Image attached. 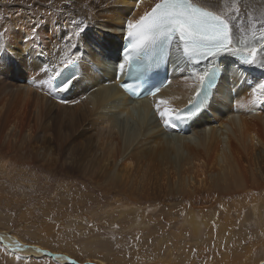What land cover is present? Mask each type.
I'll return each mask as SVG.
<instances>
[{
  "label": "bare ground",
  "instance_id": "1",
  "mask_svg": "<svg viewBox=\"0 0 264 264\" xmlns=\"http://www.w3.org/2000/svg\"><path fill=\"white\" fill-rule=\"evenodd\" d=\"M158 2L144 0L137 9L135 0H19L7 13L13 4L8 7L9 2L0 0V37L14 51L22 41L28 43L25 34L30 36L35 27L39 45L30 46L35 53L29 55L27 69L0 74V166L8 161L22 167V175L32 171L48 180L64 177L66 183L80 178L96 185L109 201L115 197L139 204L161 202L168 213H186L183 223L195 241L208 225L204 212L216 210L217 205L224 210L223 201L233 203L264 193V103L250 91L259 70L223 56L229 63L217 61L215 70L217 74L219 66H226L224 85L216 86L204 110L193 119L165 129L157 104L165 101L160 108L172 112L186 108L196 90L191 74L204 65L187 64L173 49L171 83L158 96L143 100L131 99L120 88L125 72L118 77L125 21L138 19ZM213 2L232 17L233 43L248 54L246 44L236 42L241 37L252 40V25L258 29L264 16V0H228L231 8L224 0ZM81 21L87 26L83 38L74 35ZM260 35L254 41L257 58ZM66 46L79 61L78 81L70 91L58 93L51 85L73 71L61 64ZM83 202L93 204L85 196ZM239 208L229 205L225 216L234 222L230 213ZM21 238L0 230V246L25 262L42 257L60 264H111L98 259L83 262L71 253H56ZM166 255L175 258L172 251ZM223 256L222 261L206 259V264H264V259L252 262L249 255L246 261L228 253Z\"/></svg>",
  "mask_w": 264,
  "mask_h": 264
},
{
  "label": "rangeland",
  "instance_id": "2",
  "mask_svg": "<svg viewBox=\"0 0 264 264\" xmlns=\"http://www.w3.org/2000/svg\"><path fill=\"white\" fill-rule=\"evenodd\" d=\"M18 1L10 0L8 7L13 5L6 12L14 5L16 8ZM247 8L250 12V6ZM1 170L0 230L22 237L26 243L43 245L56 253L68 252L85 262L98 259L111 264H120L119 260L123 264H206V259L222 261L224 253L236 260L240 256L246 261L248 255L256 263L264 259V193L236 198L233 203L223 201L225 211L217 205L216 210L204 212L208 225L194 241L190 227L183 223L186 213H168L161 202L139 204L126 197L105 200L98 187L86 180L66 183L64 177L48 180L32 171L22 175V167L8 161ZM75 195L79 198L74 200ZM84 196L93 204L86 206ZM232 204L241 207L230 213L234 222L225 216ZM169 218L172 221L168 222ZM170 251L174 259L166 255ZM0 264L60 263L42 257L25 262L0 246Z\"/></svg>",
  "mask_w": 264,
  "mask_h": 264
},
{
  "label": "snow or ice",
  "instance_id": "3",
  "mask_svg": "<svg viewBox=\"0 0 264 264\" xmlns=\"http://www.w3.org/2000/svg\"><path fill=\"white\" fill-rule=\"evenodd\" d=\"M135 2L138 9L144 0H135ZM224 2L229 8L233 6L228 4V0ZM258 23V29L255 23L252 25V40L246 41L241 37L236 42L246 44L249 52L244 54L233 43L236 37L232 27V17L213 0H207V2L205 0H159L150 11H145L138 19L125 21L123 31L128 44L123 50V60L118 68L123 72L127 64L129 75L137 76L144 84H148L155 75H158L156 70L167 64L173 49L187 64L204 65L203 69L193 71L191 74V78L195 80L196 90L195 96L189 99L186 108L172 112L160 108L159 105L164 104L165 101L161 100L157 104L156 112L165 129L178 128L181 123L193 119L204 110L209 102L210 93L216 88V62L223 56L235 57L241 65L259 70L255 77L256 82L251 86L250 91L258 102L264 103V16ZM244 31L245 29L241 27L240 32ZM86 33L87 26L81 21L74 35L83 38ZM258 33L262 34L259 58H257V47L254 42ZM37 36V30L33 27L30 36L25 34L24 37L28 43L22 41L14 51L9 41L0 37V74L15 69H27L29 55L35 53V48L30 46L37 45ZM97 43H100L99 40ZM25 47L30 48L29 53L24 52ZM100 47L103 48L104 45L100 43ZM40 54L43 55L42 52ZM60 59L65 69L73 70L62 83L51 85L52 91L63 93L70 91L76 85L78 77L75 69L79 61L73 59L67 51V46ZM170 83L171 81L167 80L160 87L153 86L149 95L156 96L161 87H166ZM123 87L126 90L129 89L128 85Z\"/></svg>",
  "mask_w": 264,
  "mask_h": 264
}]
</instances>
